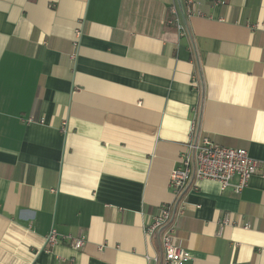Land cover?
<instances>
[{
  "label": "crops",
  "instance_id": "1",
  "mask_svg": "<svg viewBox=\"0 0 264 264\" xmlns=\"http://www.w3.org/2000/svg\"><path fill=\"white\" fill-rule=\"evenodd\" d=\"M194 2L187 17L184 0H0V264H166L145 226L177 210L186 143L261 167L264 0ZM183 205L185 264H264L259 172L239 194L198 180ZM50 229L85 244L45 249Z\"/></svg>",
  "mask_w": 264,
  "mask_h": 264
},
{
  "label": "built area",
  "instance_id": "2",
  "mask_svg": "<svg viewBox=\"0 0 264 264\" xmlns=\"http://www.w3.org/2000/svg\"><path fill=\"white\" fill-rule=\"evenodd\" d=\"M194 1L184 0L183 13L187 17L195 11ZM170 12L173 18L169 22L172 21L178 33L183 35L185 28L179 20L176 4L172 3ZM192 82L199 85L196 74L192 76ZM194 131L193 124L191 132ZM257 172L264 177V161L259 167L257 161L244 148L220 146L207 136L198 135L186 143L178 157V165L172 169L169 179L177 210L173 211L171 204H161L145 226V232L150 236L159 232L166 264H185L192 258L189 251L178 241L174 224V215L183 214V195L187 189L194 187L198 180L208 179L216 181L222 190L230 188L234 194H239L247 185L249 178ZM228 221V217H225L222 224ZM244 227H248V223ZM85 241L84 236L60 235L55 229H50L43 236L45 249H51L58 243H65L75 250H80Z\"/></svg>",
  "mask_w": 264,
  "mask_h": 264
},
{
  "label": "trees",
  "instance_id": "3",
  "mask_svg": "<svg viewBox=\"0 0 264 264\" xmlns=\"http://www.w3.org/2000/svg\"><path fill=\"white\" fill-rule=\"evenodd\" d=\"M154 235H157V236H159V238H160V234H159V232H156Z\"/></svg>",
  "mask_w": 264,
  "mask_h": 264
}]
</instances>
